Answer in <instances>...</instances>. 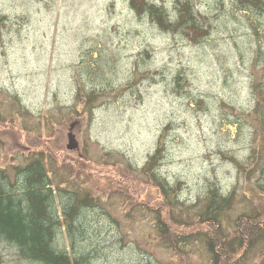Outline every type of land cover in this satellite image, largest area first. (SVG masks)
Here are the masks:
<instances>
[{"label": "rangeland", "instance_id": "374dc122", "mask_svg": "<svg viewBox=\"0 0 264 264\" xmlns=\"http://www.w3.org/2000/svg\"><path fill=\"white\" fill-rule=\"evenodd\" d=\"M147 1L176 15L177 0ZM187 1L209 28L199 43L161 30L130 0H0V173L13 178L14 165L40 158L54 187L91 196L74 247L98 250L94 264H184L155 214L186 235L202 226L198 212L213 188L231 196L228 229L241 212L264 213V125L255 111L264 98V12ZM157 148L167 194L146 172ZM188 240L193 264H208L203 240ZM58 244L72 253L64 235ZM0 254V264H37L7 244ZM247 264H264V249Z\"/></svg>", "mask_w": 264, "mask_h": 264}, {"label": "trees", "instance_id": "16d2710c", "mask_svg": "<svg viewBox=\"0 0 264 264\" xmlns=\"http://www.w3.org/2000/svg\"><path fill=\"white\" fill-rule=\"evenodd\" d=\"M177 1L176 15L171 18L154 2L130 0V5L135 13L147 15L163 31L180 33L193 43L204 41L209 36V28L199 24L187 0ZM234 5L238 11L251 15L264 12V0H234ZM0 24H3L2 17ZM255 104V111H260L262 116L258 117L259 124L264 125V98L256 97ZM159 159L160 148H157L147 161L146 172L167 194L171 190L155 168ZM13 169V178L0 173V244L11 246L20 260L37 264H94L91 252L98 250L74 247L81 230L86 229L85 210L90 206L92 200L88 197L91 196H77V192L57 184L54 187L52 172L40 158H33L24 166L14 165ZM230 203V195L217 188L210 189L204 207L198 212L200 228L177 237L164 216L157 213L155 229L175 256L186 258L184 264H193L182 249L193 236L203 240L209 254L208 264H247L253 252L260 247L264 249V213L241 212L235 216L232 229H228L222 217ZM63 235L72 246V253L64 245L59 246L58 237Z\"/></svg>", "mask_w": 264, "mask_h": 264}, {"label": "water", "instance_id": "95a60500", "mask_svg": "<svg viewBox=\"0 0 264 264\" xmlns=\"http://www.w3.org/2000/svg\"><path fill=\"white\" fill-rule=\"evenodd\" d=\"M67 145H66V148L70 149V150H73V149H76L77 146H78V142L75 138V135L72 133V132H69L67 134Z\"/></svg>", "mask_w": 264, "mask_h": 264}]
</instances>
